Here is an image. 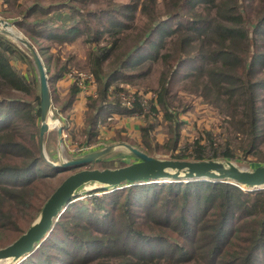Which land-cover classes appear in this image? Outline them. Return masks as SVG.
<instances>
[{"label":"trees","instance_id":"16d2710c","mask_svg":"<svg viewBox=\"0 0 264 264\" xmlns=\"http://www.w3.org/2000/svg\"><path fill=\"white\" fill-rule=\"evenodd\" d=\"M94 2L61 0L44 7L35 1L22 12L23 21L13 23L47 65L54 101L56 84L70 68L59 57L51 64V46L77 37L90 46L89 72L97 91L87 98L83 145L100 140L105 120L137 114L143 122L139 142L120 133L115 141L141 147L150 156L163 152L187 161L264 164V0L255 9L251 0H132L87 8ZM138 9L150 23L134 33ZM30 61L24 49L0 33V86L18 93L16 99L8 94L0 99V249L39 216L51 196L44 197L47 179L91 165L63 169L44 160L38 81ZM18 62L32 78L17 69ZM153 65L159 74L150 90L153 98L135 93L128 107L122 95L132 93L126 86L147 79ZM79 91L73 83L58 111L65 113ZM190 98L215 108L225 131L205 129L194 144L180 148ZM159 126L165 128L164 143L156 139ZM22 264H264V189L244 190L227 182H155L92 196L86 203L69 204Z\"/></svg>","mask_w":264,"mask_h":264},{"label":"water","instance_id":"95a60500","mask_svg":"<svg viewBox=\"0 0 264 264\" xmlns=\"http://www.w3.org/2000/svg\"><path fill=\"white\" fill-rule=\"evenodd\" d=\"M12 26L13 24L0 18V33L20 48L24 46L27 49L38 73L41 110L40 147L44 160L57 168L68 169V167H80L100 162L103 157L111 155L117 150L125 149L124 154L134 158L135 162L117 169H85L70 174L51 194L31 227L12 244L0 249V260L12 259L17 263L25 260L50 235L68 205L87 190L120 189V186L128 187L139 182L169 184L173 182L188 183L190 181L227 182L244 190L264 189V164L257 168L245 169L240 168L232 160L226 159L224 161L216 159L207 161L161 159L150 156L138 147L125 142L109 145L102 150L88 152L83 156L73 157L67 161L49 162L44 151L45 136L51 130L49 119L53 118L57 122L59 120L54 112L47 69L40 54L30 41L24 36L17 35ZM58 136L59 143L62 144L63 129L60 126Z\"/></svg>","mask_w":264,"mask_h":264},{"label":"rangeland","instance_id":"374dc122","mask_svg":"<svg viewBox=\"0 0 264 264\" xmlns=\"http://www.w3.org/2000/svg\"><path fill=\"white\" fill-rule=\"evenodd\" d=\"M35 1H38L42 6L46 7L47 5H49L51 3L57 4L58 1H61V0H0V18L4 19L5 21L9 22L10 24H13L15 21H23V19H22L23 17L21 16L22 12L27 10L28 7H30ZM131 1L132 0H97V3L94 2V3L88 4L87 8L92 9V10H99L100 8L101 9H107L110 7V4L113 5V4L117 3L118 5L119 4L124 5V4L130 3ZM159 1H161V0H159ZM258 1L259 0H251V2H250L251 7H253L254 9L262 7L261 3H259ZM159 7L162 8L161 3L159 4ZM161 10H163V9H161ZM132 23H133V25L134 24L136 25V27L134 28V31H133L135 33L138 30L145 29L149 25L150 22H149L148 17L146 15L142 14L141 11L138 9L137 11L134 12V19H133ZM12 27L16 31L17 34L27 38L17 27H15L14 24ZM129 33H130V31H129ZM131 39L133 40V43H134V41L136 39V35L132 36ZM132 40L130 42H132ZM100 44L104 45V43H102V42ZM61 46H63V47H61ZM51 47H52V49H51V55H52L51 64H53L54 61L57 60V57H59V59H60L59 61L61 64L65 63V62L67 63V61H68V67L70 68V70L67 73H69L71 71H75V72L83 74V73H88L90 71L89 70V60H90L89 57H90L91 50H90V46L87 45L85 43V41H83V38L77 37L71 41H66L65 44L54 43L53 46H51ZM21 48H23L25 50V52L28 53L27 49L24 46H21ZM32 61H30V65H32ZM111 62H112V60L107 61L104 64V70L105 71H107L110 68ZM18 63L19 64H17V69L22 70L23 73L29 74L32 78L31 70L29 68H26L22 62H18ZM14 65L16 67V62H14ZM33 66L35 68L34 62H33ZM46 67H47V65H46ZM67 73H66V75H67ZM149 74L150 75L145 80L138 79L137 82H139V83L137 85L126 86V90L129 91L130 93H134V94L136 93L137 95H143L145 100L152 99L154 92H152L150 90L157 86L158 76H159L158 66L153 65ZM66 75L61 80L69 82L70 80L68 77H66ZM34 76H36V80L38 81V86L35 89V94L39 95L40 94V83H39L38 73H37L36 69L34 71ZM71 84H72V82H71ZM88 84H90V83H88ZM145 87H149V89H148L149 91L147 93L144 92V90H146ZM0 88L2 90H4L3 93H1V91H0V99L2 96H4V94H6V95L8 94L9 97L13 96V98H15V99H16V96H18L17 92L9 91V90L1 87V86H0ZM56 89H58L57 85H56ZM88 89H90V87ZM138 90H139V92H138ZM68 92H69V90H68ZM83 92L87 93V91H83ZM60 93H61V91H56L55 101L53 100V107H54V112L56 113V116H57L60 124L63 125V119H62V117H60L61 114L58 112V108L61 106V103L66 100L67 96L64 97ZM88 94L90 95V93H88ZM19 96L23 97V95H19ZM188 96H189V94L186 97H188ZM190 100H191L192 106L188 110V114H186L184 116V119L186 121V125L182 130V137H181V141L179 142V143H181L180 148H183L184 146H187L190 144H194L193 142L196 140V137L199 135L203 136V131L205 129L215 130V133L221 132L222 134H224V131H225V129H223L220 125L221 119L223 116H220V114L218 113V111L215 108H213L211 105H207L206 103L201 102L200 100H195V99L192 100L191 98H190ZM134 101H135V98H134ZM262 115L264 116V104H263ZM70 116H71V114L69 115V117ZM66 118H68V117H65V119ZM136 119L139 120L140 123L142 122V120L138 116L136 117ZM136 119L134 121H136ZM70 122L72 125L71 120H70ZM263 122H264V120H263ZM263 122H262V129L264 130V123ZM49 125H50L51 130L49 131V133L46 134L45 143H44V148H45L44 151L46 152V156H47L49 162L52 161L54 163H59L60 160L67 161V160L72 159L74 157V154L72 152H70V148H68V147L75 146L76 148H78L79 146L81 147L83 145L82 140L84 138L81 137V133L80 132L77 133L75 131V129L72 128L73 130L68 134L70 137V142L68 143V146H67V144H65V143H63V144L59 143V139H58L57 133H56L57 125L55 124V122L50 121ZM69 127H71V126L69 125ZM119 129H125V128H119ZM113 132L115 134V131H112L111 134H113ZM122 132H123V130L117 131L116 135H115V137H113V139L105 138L104 136H102V138L100 140H98L97 142H91V143H88L87 145L95 146V150H102V148H105L109 145H113V144L122 142V141L117 142L114 140V139L119 138V137H117V136H119V133L121 136L126 137V138L129 136L128 134L123 135ZM126 133H128V131H126ZM128 138L131 141H133L134 143H136L137 141L139 142V139H140L139 135H137V134L135 136H132V134H131V137L129 136ZM156 139H157L158 143H164L165 142L166 135H165V128L164 127L159 126V128H157ZM127 144H129V143H127ZM189 147H190V149H193L192 146H189ZM138 148L141 149V147H138ZM40 150L42 153L41 147H40ZM125 152H126L125 149H120L119 151L117 150L113 154L108 155L106 157H103L100 162L92 163L91 165L85 166L84 168H81L80 170H85V169L102 170L105 168H110V167H106V166L113 167L110 169H117V168H120L124 165L126 166V165L134 163L135 159L124 154ZM60 155H61V157H63V159H61ZM151 156H153V157L156 156L158 158L168 159V160L176 159L173 157L171 158L168 154L163 153V152L154 153ZM249 158H251V157H249ZM177 160H179V159H177ZM216 160H221V159H216ZM233 162L236 163L240 168L252 169L249 166V164L247 162H245V160H242V162L241 161H239V162L233 161ZM80 170H77V171H80ZM77 171H75V172H77ZM70 174H72V173L68 172L66 174L58 175L57 178L47 179L46 180L47 186L45 187L46 192H45L44 197L49 195V194H52L64 182V179H66ZM150 183H152V182H150ZM138 184H143V183L139 182ZM138 184H135L132 186H138ZM123 188H127V187H121L120 186V189H123ZM120 189H104L103 188L102 190H100L101 192H96L94 194H92L91 192H93L95 190H87L86 192L81 193L77 197L78 199H75L74 202L80 201V202L86 203V202H88V199L89 200L91 199L92 196H99L100 197L103 194H110V192L119 191ZM96 191H98V190H96ZM36 219H35V221H36ZM186 246L191 251V248L189 247V245L186 244ZM37 249L35 251H37ZM34 252H32L30 255H32ZM25 260H23L20 263H17V261L10 259V260L5 261V262L0 261V264H22Z\"/></svg>","mask_w":264,"mask_h":264},{"label":"crops","instance_id":"0c3cea01","mask_svg":"<svg viewBox=\"0 0 264 264\" xmlns=\"http://www.w3.org/2000/svg\"><path fill=\"white\" fill-rule=\"evenodd\" d=\"M57 88L56 91H61V95L66 97L68 90L70 89V85L71 81L66 82V81H62L59 80L57 82ZM96 91H97V85H91L90 89H87V93H84L82 91H79V95L77 97V99L75 100V102L73 103V105L66 110L65 113L58 111L61 115L60 117H62L63 119V129H64V133L63 134H69L73 129H75V131L78 133L82 131V127H83V123H84V115L87 109V98L89 96H95L96 95ZM90 93V95L88 94ZM75 112H74V111ZM71 114V116L69 117V115ZM65 117H68L65 119ZM136 118L133 117H125L122 115H114L111 119L105 120L101 126H100V136L99 139L102 138V136H104L105 138H110L113 139V137H115L116 132L119 130H123L122 134H128L131 137L135 136L136 134L139 135L140 137V125L142 124V122L140 123L139 120L136 119V121H134ZM72 121V125L71 122ZM62 125V124H61ZM69 125L71 127H69ZM73 128V129H72ZM119 128H125V129H119ZM112 131H115V134L113 132V134H111ZM126 131H128V133H126ZM56 133H57V137L59 139L58 136V129H56ZM128 136V137H129ZM60 142V141H59ZM92 151H97L95 149H93Z\"/></svg>","mask_w":264,"mask_h":264},{"label":"built area","instance_id":"2783aa9c","mask_svg":"<svg viewBox=\"0 0 264 264\" xmlns=\"http://www.w3.org/2000/svg\"><path fill=\"white\" fill-rule=\"evenodd\" d=\"M66 77L69 78V80L72 82V84L76 83L78 85L80 91H82V92L87 91V89L91 85L96 84L95 83V77L90 72L82 74V73H78L75 71H71V72L67 73ZM88 83H90V84H88ZM152 98H153V96H152ZM122 99L128 107L132 108V106L134 104V93H132L130 95L123 94ZM136 117H137V114L134 116V118H136ZM59 124H60V122H59ZM59 126L63 129V125L60 124ZM63 133H64V129H63ZM62 140H63V143L67 144V146H68V143L70 142V137H69L68 133L66 135L63 134ZM68 148H70V152H72L74 154V157H78V156L85 155V153L92 152V150L95 149V146L84 144L81 147L79 146L78 148H76L75 146H70Z\"/></svg>","mask_w":264,"mask_h":264},{"label":"bare ground","instance_id":"6f19581e","mask_svg":"<svg viewBox=\"0 0 264 264\" xmlns=\"http://www.w3.org/2000/svg\"><path fill=\"white\" fill-rule=\"evenodd\" d=\"M12 31H14L13 29H12ZM17 34V33H16ZM17 35H19V34H17ZM50 121H53V122H55V124L57 125V129L59 128V122H57V120H55V119H53V118H51V119H49V122ZM60 157H61V155H60ZM61 159H63V157H61ZM244 187V186H243ZM0 261H8V260H0Z\"/></svg>","mask_w":264,"mask_h":264}]
</instances>
